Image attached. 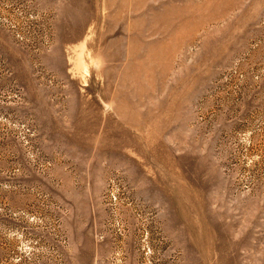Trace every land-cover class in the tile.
Listing matches in <instances>:
<instances>
[{
    "label": "rangeland",
    "instance_id": "obj_1",
    "mask_svg": "<svg viewBox=\"0 0 264 264\" xmlns=\"http://www.w3.org/2000/svg\"><path fill=\"white\" fill-rule=\"evenodd\" d=\"M0 264H264V0H0Z\"/></svg>",
    "mask_w": 264,
    "mask_h": 264
}]
</instances>
